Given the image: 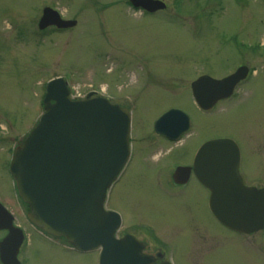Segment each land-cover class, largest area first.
I'll list each match as a JSON object with an SVG mask.
<instances>
[{
    "label": "rangeland",
    "instance_id": "obj_1",
    "mask_svg": "<svg viewBox=\"0 0 264 264\" xmlns=\"http://www.w3.org/2000/svg\"><path fill=\"white\" fill-rule=\"evenodd\" d=\"M164 1L170 8L158 13L161 17H142L141 12L125 8L123 0H0V203L22 220L8 170L9 149L21 145L37 124L47 83L62 77L71 83L74 96L83 98L91 89L103 88L125 103H119L120 107L133 109L134 159L110 200L127 227L165 225L159 227V236L172 247L175 264H245L242 255L229 248L213 258L205 253L207 238H213L207 233L231 236L215 224L204 193L198 190L192 216L183 209L177 218L175 211L180 207L167 202L164 195L141 192L140 181L148 174L150 189L171 195V171L152 170L179 161L180 146L193 141L191 156L202 140L214 136H231L245 149L248 140H264V0H180L183 15L169 19L168 14L175 15L171 7L175 0ZM44 7L76 19L77 28L39 34L37 24ZM94 12L104 13L98 17L105 20ZM141 64L153 69L151 80L158 84L138 92L141 75H149ZM241 65L253 73L236 95L211 112L200 113L189 94L191 82L202 75L227 76ZM132 89L137 96L130 93ZM169 108L190 117L191 131L173 146L149 147L148 142L159 140L153 133L155 120ZM263 166L264 155L257 156L250 170L257 173ZM187 200L193 203L194 196ZM240 241L264 264L262 234ZM96 256L53 252L34 237L24 251L25 264H97Z\"/></svg>",
    "mask_w": 264,
    "mask_h": 264
},
{
    "label": "water",
    "instance_id": "obj_2",
    "mask_svg": "<svg viewBox=\"0 0 264 264\" xmlns=\"http://www.w3.org/2000/svg\"><path fill=\"white\" fill-rule=\"evenodd\" d=\"M130 1L152 10L163 5L150 0ZM74 24L45 8L38 27L66 28ZM246 74L247 69L241 67L220 81L198 79L196 103L209 109L217 100L228 97ZM203 88L210 89L211 99L202 98ZM44 106L37 126L16 148L10 164L18 194L29 207L28 219L46 233L65 238L77 250L100 247L99 264H149L136 241L113 238L117 220L102 209L105 192L128 155L127 112L101 98L71 101L61 79L48 83ZM188 127V117L175 110L154 125L156 133L169 139H176ZM237 165L238 151L228 139L206 142L193 162L198 180L211 190L209 207L214 217L229 229L250 232L264 226V191L243 188ZM225 180L230 190H224ZM9 218L0 206V229L9 228ZM8 241L12 244V236L0 243L4 264L3 247ZM18 245L13 244V254Z\"/></svg>",
    "mask_w": 264,
    "mask_h": 264
},
{
    "label": "flooded vegetation",
    "instance_id": "obj_3",
    "mask_svg": "<svg viewBox=\"0 0 264 264\" xmlns=\"http://www.w3.org/2000/svg\"><path fill=\"white\" fill-rule=\"evenodd\" d=\"M160 1H163L164 4H165V8L162 11H167L170 8V6H169L170 3L168 1H164V0H160ZM112 3L113 2H111L110 4H112ZM121 4L125 8L141 12V14H142L141 16L142 17H155V16H159L158 13L162 12V11L147 12V11L142 10V9H135L128 2V0H123V2H121ZM93 5H95V4L93 3ZM115 5H119V4L115 3ZM171 7H172V10L174 11L175 8H174L172 3H171ZM94 13L96 15V18H99L98 16L102 17L103 14H104V13L98 14L96 12H94ZM174 13H175V15H171V13H170V15L168 14V19L169 18H177V17L183 15V14L177 13L175 11L173 12V14ZM159 17H161V16H159ZM62 18L63 19H67V18H64L63 16H62ZM99 19H101L102 22L105 20L104 18H99ZM70 20H76V19H70ZM190 26H191V28L193 30L194 27L192 25H190ZM48 30H54V28H49ZM68 30H71V29L61 30V31L65 32V31H68ZM111 49H113V47H111ZM122 54L124 55V53H122ZM140 66L143 67L144 69H146V68L149 69V67L146 66L145 64H141ZM147 73L149 74L148 76H147V74L141 75V78H140V82L141 83L139 82L138 87H137L138 88V92H139V90H144L145 88L150 87V86L152 88H154L153 85L154 84H158V83H154V81L151 80V77L153 78V69L152 70L149 69L147 71ZM232 73L233 72L229 73L228 75H230ZM143 76H145V77L142 78ZM202 76H207V75H202ZM202 76H199V77H202ZM224 77H226V76H224ZM224 77L214 78V79H222ZM198 78H196L194 81H192L191 84H190V87H189L190 88L189 94H190V96H191V98L193 100V103H194V91H196L195 82L198 80ZM143 79H145V80L149 79L151 81V84H149L150 83L149 81L142 82ZM241 83H243V82H241ZM241 83H239L237 85L236 90L239 89V86L241 85ZM156 89L157 90H161L159 88H156ZM138 92H137V90H135V89L133 90L132 89V91L130 93H134L132 95L137 96ZM89 94L91 95V97L98 96V95L106 97V98L109 99V101L112 104H116V105H119V106H121L119 103H123V102L118 101L116 99V97H117L116 95H113L111 92L108 93L105 89L102 92H100V93H97V91L96 92L95 91H93V92L91 91V93L88 92V93L85 94V96L83 98H85ZM211 94L212 93H211L210 89H207V88H203L202 89V98L203 99H211ZM231 98H233V96H231V97H229L227 99L218 101L214 105V108L211 109L210 111H205L204 112V111L200 110L196 105H195V107L197 108V110L200 113L201 112L207 113V112H211L212 110H214L222 102H225V101H227V100H229ZM113 101H115V102H113ZM123 104H125V103H123ZM125 109H127L130 112V114L133 116V109H131V107H128V108H125ZM169 109H172V108H169ZM132 133H133V128H132L131 134ZM154 135L159 140L157 142L150 141L148 143H152V144L149 145V147H151L152 145H155L154 148L156 149L157 145H159L161 143L165 144L167 146H169V145L173 146V145L181 142L184 139L186 133L184 135H182V138L179 141H169L166 138H163V137L158 136L156 134H154ZM218 137L231 138V136H227V135H222V136H218ZM218 137L214 136L213 138H218ZM209 139H204V140H202L203 142L202 141H200V142L204 143L206 140H209ZM248 141H249L248 142V146H247L248 148L245 149V147H243L241 145V143H238V142H236L234 140V142L237 145L238 151H239L238 172H239V176H240L241 182H242L241 186L243 188H246V189L252 188V189H255V190H258V191H264V166H263V170L260 171V172H257V173L251 172L252 168L256 165L257 156H260V158L262 159V156L264 155V140H255V141L254 140H248ZM190 146H194V142L193 141L187 142L182 147L180 146L181 154H180V157H178V159H180L179 161L167 162L166 164H163L162 168L156 167V168H154L152 170V171H154V170H158V169H161V170H167L168 169V170L171 171V175H170V178H169L170 182L168 184V186L170 185V188H169L168 192L171 195H168V194L165 195L164 193L158 191V189H150V186H149L148 182H150L149 180H150L151 176H149L148 174H145L144 177L140 181V183L143 186V189H140L141 192H146L147 194H150V195H157V194L164 195L165 196L164 198H165V200L167 202H171V203L175 204L176 206H179L180 208L177 211H175V216L177 218H178L179 213L183 209L184 210L187 209L186 210L187 216H189V215L192 216V210H194L195 206L197 207V204H198L199 200H197L196 202L194 201L195 204L189 203L190 201L187 200L188 196H192L193 188H195L197 190V192L199 190V191H201L202 193H204L206 195V197H207V199H206L207 211L211 215V213L209 211V208H208V199H209L210 192H209L208 189L204 188L197 181V179L194 176L193 169H192V162H193V158H194V153L196 152V149L199 146L195 149V151H193V152L191 151L192 152L191 156L189 154L190 153L189 152V147ZM131 148H132L131 149L132 150V153H131L132 156H131V158L129 160V163L125 167L124 172L122 173V175H121L120 179L118 180L117 184L114 185V188H113V190L111 192L110 199H109V206L113 210H115L118 213H120L121 219H122V226H121V228L118 231H116V237L118 239H121L122 237H124L126 235H129V236H132L134 239H136L143 246V251H142L143 254H145L148 257H150L149 258L150 259V264H163L164 262L169 261V260L173 264H175L174 263L175 261H174V258H173L174 257V252H173L172 247L168 246L167 242L164 241L159 236V230H158L159 227H163L165 225H161V226L154 225L153 226L150 223L151 226H146V228H143V227H140V228H129V227H127V225L125 223V220H124V217H123L122 213L119 210H117L116 208H114L113 206H111L110 200H111L112 193H113L115 187L118 184H120L122 182V180H124L126 174L128 173V171L130 169V166H131V164L133 162V159H134L133 155H134V152H135V148H134V146L132 144H131ZM173 150H174V148H173ZM159 151L160 150H158L157 152H159ZM171 151L169 153H171ZM245 154L247 155V157H245ZM247 159H248V163H247V165H245V162H246ZM145 164L143 163L142 167H143L144 170H146V172H148V169L146 168ZM165 165H168V167H165ZM179 167L183 168L185 170L176 172V170ZM163 168H165V169H163ZM187 168L189 170H186ZM250 168H251V170H250ZM15 199H16V201L19 204V205H17L16 211L19 210V213H20V215L22 217V220L19 219V217H15V215L10 212L11 215L13 216L12 224H13V226L16 229L0 230V241L3 240L8 234H11V235H13V238H14V244L20 243V245L17 247V249H16V251L14 253V256H13V258H14V259H12L13 264H25L24 251L28 247V245L30 243V240H31V237H34L35 240H37L42 245L48 247L49 249H51V251H53V252L58 251V252H60V253H62L64 255H75L76 257L80 258L82 256H87L89 254H91V255L96 254L97 255L96 256L97 257V264H98V256H99V251L98 250H95V251H92V252H89V253L78 252V251L74 250L73 248H71L64 240L55 239V238H52V237L46 235L45 233L40 231L38 228L34 227L27 220L26 214H25V220H24L23 212L21 211L23 209V207L20 204L19 200L17 198H15ZM190 208H191V210H190ZM211 217L213 218L212 215H211ZM213 220L215 221V224L221 229V232H223L224 234L227 233L229 236H231V238L229 239V238H227V237H225L223 235L215 236L214 233H207L206 232L210 236H213V238H215V239H213V238L210 239V237L207 238L209 243H207L208 241L205 242L206 243L205 253L208 251L207 253H209V255L213 258L214 256H217V255L220 256L219 253L222 252L225 248H229L230 252H232L233 250L239 252V254L242 255V258H243L245 264H262L261 259L258 258V256H254L253 251L245 248L242 245L240 240L246 239V238H251L252 236H254L256 234H262L263 237H264V228L261 229L260 231H257V232L243 234V233L235 232V231H232V230L226 228L225 226H223L219 222H217L216 219H214V218H213ZM18 231H20V232H18ZM137 234H138V236H137ZM204 234H205V232H204ZM20 235H22V238H20ZM10 247L11 246H7V248H10ZM263 260H264V258H263ZM201 261H202V258H201ZM0 264H1V262H0Z\"/></svg>",
    "mask_w": 264,
    "mask_h": 264
},
{
    "label": "bare ground",
    "instance_id": "obj_4",
    "mask_svg": "<svg viewBox=\"0 0 264 264\" xmlns=\"http://www.w3.org/2000/svg\"><path fill=\"white\" fill-rule=\"evenodd\" d=\"M227 175L226 174H224V178L226 177ZM222 186H223V188H224V190H230V184H229V182L228 181H223L222 182ZM193 191V193H192V195L194 196V201L196 202L197 200H199V193L198 192H195L194 190H192ZM193 201V204H195V202ZM194 210H196V206L194 207Z\"/></svg>",
    "mask_w": 264,
    "mask_h": 264
}]
</instances>
